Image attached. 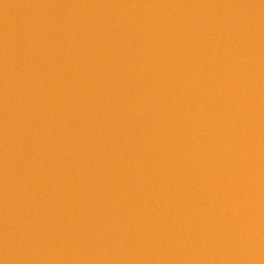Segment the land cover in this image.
<instances>
[{
    "label": "water",
    "instance_id": "water-1",
    "mask_svg": "<svg viewBox=\"0 0 264 264\" xmlns=\"http://www.w3.org/2000/svg\"><path fill=\"white\" fill-rule=\"evenodd\" d=\"M0 264H264V0H0Z\"/></svg>",
    "mask_w": 264,
    "mask_h": 264
}]
</instances>
